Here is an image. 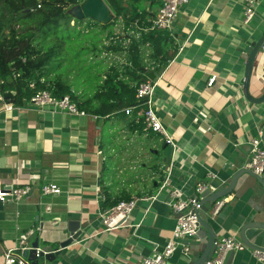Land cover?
Listing matches in <instances>:
<instances>
[{"label":"crops","instance_id":"crops-1","mask_svg":"<svg viewBox=\"0 0 264 264\" xmlns=\"http://www.w3.org/2000/svg\"><path fill=\"white\" fill-rule=\"evenodd\" d=\"M122 2L146 11V19L160 6V0ZM243 17L244 0H189L171 31L158 29L167 35L160 40L158 52L156 43H139L143 69L136 70V75L145 76L144 81H158L153 95L155 111L176 147L145 127L139 101L104 115L95 114L94 109L80 115L27 105L9 111L0 108V181L7 186L30 187L20 199L5 198L0 212V261L18 235L31 229L29 243L37 238L43 249L59 247L69 236L66 223L71 219L80 221L82 233L57 248L54 260H40L39 264H141L154 244L161 248L171 237L176 222L168 206L171 186L192 197L195 184L208 172L216 174V183L229 182L248 158L250 140L260 136L264 125V103H251L242 93L245 59L241 57L245 43L256 40L264 30V0L258 2L248 24L243 23ZM118 20L126 34L90 51L103 65L94 89L71 86L81 100L103 89L110 78L131 76L125 73L131 64L127 47L130 39L138 41L141 33L134 22L125 25L122 16ZM111 55L126 60L119 64ZM162 55L166 60L161 61ZM263 63L264 47L257 55L253 78L263 72ZM55 74L51 71L46 78ZM210 77H214L212 84L208 83ZM136 80L130 79L129 86H135ZM252 92L255 96L261 93ZM101 104L96 98L88 106ZM126 107H133L129 114L124 112ZM166 176L169 185L161 188ZM48 183L56 184L60 192L44 194L42 187ZM151 195L156 199L146 198ZM256 197L239 187L224 197L215 214L209 207L216 236L233 234L240 239L243 223L264 220L251 215L263 208ZM130 199L136 202L125 223L105 230L101 215L115 202ZM45 205H50L49 210ZM256 231L248 229L247 235L253 237ZM181 241L188 251L176 248L169 264L185 263L201 253L198 237ZM255 242L264 246V237ZM227 264L264 263L245 249L234 251Z\"/></svg>","mask_w":264,"mask_h":264},{"label":"built area","instance_id":"built-area-1","mask_svg":"<svg viewBox=\"0 0 264 264\" xmlns=\"http://www.w3.org/2000/svg\"><path fill=\"white\" fill-rule=\"evenodd\" d=\"M188 1L189 0H160V6L156 14L147 19V22L141 26H139L137 22H134V27L139 30V33H147L148 31L154 29L171 31L173 21L179 14L181 7ZM259 1L261 0H244V24H248L253 18ZM261 69L264 72V63L262 64ZM213 81L214 77H210L208 83L212 84ZM3 82V79H0V108L2 110L9 111L21 108L22 105H27L37 109L63 111L69 114H85V111L78 108L77 104L71 99L69 94L58 96L53 94L51 90L47 89L37 90L28 98H22V103H14L12 100L5 97L2 90ZM157 84V80H146L138 84L135 94L136 98L139 100V104L137 106L143 107L142 117L145 127L154 132L160 133L164 136L166 143L176 147L172 138L164 129V126L155 111L153 95ZM132 108L133 107H126L124 112L129 114ZM249 145V156L241 167L248 168L254 173L260 174L264 170V143L262 142L260 136H258L253 137L250 140ZM216 178L217 176L214 172H208L204 180L198 181L195 184V195L192 197L185 196L180 187L171 186V199L168 202V206L173 211L176 218L171 237L161 248L158 247L157 244H154L150 255L145 257L141 264H165V262L172 256L175 249L179 246L184 252L188 251V245L183 243L181 240L191 237L196 233L199 227L197 210L201 208L200 200L204 197V192H214L222 186L221 183L219 184L215 182ZM167 185H169L168 176L164 178L160 187L162 188ZM29 191L30 187L28 185L22 187L10 186L8 191H0V199H20L24 195L28 194ZM42 191L44 194H50L59 193L60 189L56 184L48 183L43 185ZM146 198L154 200L156 199V196L151 195ZM135 202L136 199L120 200L114 206L108 208L106 212L101 215L103 222L105 223V230L112 229L122 223H125V219L133 209ZM223 203L224 197L218 199L211 207L212 214H215ZM45 208L49 210L50 205H45ZM33 232V229L21 232L18 235L16 244L3 251V260L0 261V264H31V261L22 255V251L24 249L31 248L28 238L29 234ZM214 245V252L205 264H223L224 256L227 251H240L245 249L250 250L256 260L264 263V251L247 247L233 234L218 236L214 241ZM39 249L40 248L38 247L37 252Z\"/></svg>","mask_w":264,"mask_h":264},{"label":"trees","instance_id":"trees-1","mask_svg":"<svg viewBox=\"0 0 264 264\" xmlns=\"http://www.w3.org/2000/svg\"><path fill=\"white\" fill-rule=\"evenodd\" d=\"M107 3L115 14L114 19L122 16L125 25L137 22L141 26L147 22L149 14L146 11H138L136 6L129 8L130 6L122 0H107ZM76 4H79V0H0V79L4 81L2 90L7 99L19 104L22 103V98H28L35 91L47 89L58 96L69 94L79 109H94L92 111L95 114L101 115L119 106L135 105L139 101L135 97L136 87L146 78L136 75V70L143 69L138 45L144 41L156 43L155 46L153 43L152 45L158 52L160 40H165L167 36L158 29L141 33L138 41L130 39L127 53L131 64L125 72L131 75L130 78L108 79L102 86V91H96L91 98L81 100L80 95L71 90V85L61 73L46 78L49 72L53 71L47 65L53 60L56 51L52 50V46L45 48L43 38L47 40L52 37L50 35H55L61 20L66 19L69 23L71 18H75L67 8ZM111 22L102 25L106 27ZM16 24H19L18 28ZM54 37L58 38L61 46L60 42L64 41ZM95 49L96 47L89 48V52ZM166 58L162 55L161 61ZM160 70V67L156 69L158 72ZM133 78L138 80L135 86L130 87L128 82ZM96 98L102 102L101 106L89 108L88 104ZM141 118L143 120V117Z\"/></svg>","mask_w":264,"mask_h":264},{"label":"water","instance_id":"water-1","mask_svg":"<svg viewBox=\"0 0 264 264\" xmlns=\"http://www.w3.org/2000/svg\"><path fill=\"white\" fill-rule=\"evenodd\" d=\"M27 10V9H26ZM76 19L90 18L94 21L102 24L109 23L112 21L113 14L111 8L105 0H83L80 4L71 6L69 11ZM247 47L243 49L241 57L245 59V72L244 79L242 82V93L245 99L254 104L264 103V73L261 72L260 76L253 78V69L258 53L262 50L264 45V30L260 36L251 42H246ZM253 90H259L261 93L258 96L253 94ZM260 138L264 143V125L261 128ZM250 147V145H249ZM10 186L3 185L0 181V191H8ZM249 189L254 197L257 198L258 203L263 208L258 209L251 213L254 216L264 217V170L258 174L254 173L248 168L240 167L236 169L230 176L229 182L222 185L219 189L214 192L205 191L204 197L200 200L201 208L197 210L198 216V229L193 235L198 237L201 243V253L193 260H189L185 263L179 264H205V262L212 256L215 245L214 241L217 239L216 232L214 231L211 222L209 221L208 211L209 207L220 198L225 197L228 193L237 188ZM6 203L5 198L0 199V212L4 210V204ZM214 218V217H213ZM66 229L69 236L59 242V247L63 248L76 239L82 233V226L79 220H67ZM257 230L253 233V237L247 235V230ZM264 231V220H250L243 223L239 228V238L241 241L251 249H259L264 251V246L259 245L255 240L259 237H264L261 233ZM33 235H29L31 238ZM191 236V237H193ZM1 237V230H0ZM30 249H24L22 255L26 257L31 264H39L40 260L52 261L58 254L59 250L54 249H43L38 244V239L35 238L31 243ZM40 248L37 252V248ZM234 253L233 250L227 251L224 256L223 264H227V260ZM169 264V260L165 262Z\"/></svg>","mask_w":264,"mask_h":264},{"label":"rangeland","instance_id":"rangeland-1","mask_svg":"<svg viewBox=\"0 0 264 264\" xmlns=\"http://www.w3.org/2000/svg\"><path fill=\"white\" fill-rule=\"evenodd\" d=\"M82 1L83 0H79V4ZM105 1L107 2V0ZM70 9L71 7L67 8L68 11H70ZM111 13L113 14L112 22L110 21L111 23L106 27H104L102 23L97 24L96 21L90 18H71L69 23L66 19H63L55 35H50L52 37H49L47 40L43 38L42 42L45 43V48L47 46L48 48L52 46V50H54V52L56 51V54L58 52V55L55 54L53 60L47 67L57 74L61 73L63 78H65L74 89L83 88L85 86L86 90L94 89L103 69L102 63L98 62L99 59L92 58L89 48L96 47L101 42L105 46L109 45L112 37L126 34L120 28L122 27V22L114 19L115 14L112 9ZM16 27L18 28L19 24H16ZM54 36L64 41L60 42L62 43L61 46L58 43V38ZM110 58L112 61H117L119 64L124 63V60H126H123L121 55L118 57V60L113 58V55H111ZM71 75L72 78H69Z\"/></svg>","mask_w":264,"mask_h":264}]
</instances>
